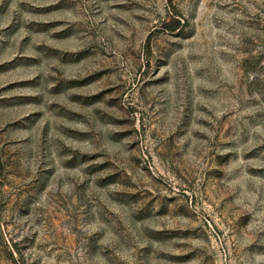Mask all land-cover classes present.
<instances>
[{"label": "rangeland", "instance_id": "374dc122", "mask_svg": "<svg viewBox=\"0 0 264 264\" xmlns=\"http://www.w3.org/2000/svg\"><path fill=\"white\" fill-rule=\"evenodd\" d=\"M0 264H264V0H0Z\"/></svg>", "mask_w": 264, "mask_h": 264}, {"label": "trees", "instance_id": "16d2710c", "mask_svg": "<svg viewBox=\"0 0 264 264\" xmlns=\"http://www.w3.org/2000/svg\"><path fill=\"white\" fill-rule=\"evenodd\" d=\"M171 23H174V24H168V29H174V28H176V25L178 24V21H176V20H172V22Z\"/></svg>", "mask_w": 264, "mask_h": 264}]
</instances>
